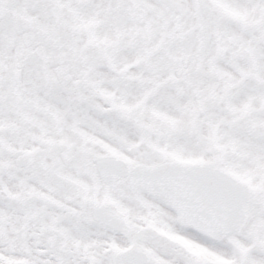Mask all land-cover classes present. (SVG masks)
<instances>
[{
    "label": "snow or ice",
    "instance_id": "1",
    "mask_svg": "<svg viewBox=\"0 0 264 264\" xmlns=\"http://www.w3.org/2000/svg\"><path fill=\"white\" fill-rule=\"evenodd\" d=\"M0 264H264V0H0Z\"/></svg>",
    "mask_w": 264,
    "mask_h": 264
}]
</instances>
